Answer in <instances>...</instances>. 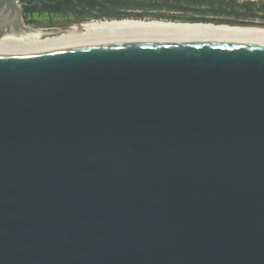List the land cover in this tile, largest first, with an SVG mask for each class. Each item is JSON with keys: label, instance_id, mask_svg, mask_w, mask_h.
<instances>
[{"label": "water", "instance_id": "obj_1", "mask_svg": "<svg viewBox=\"0 0 264 264\" xmlns=\"http://www.w3.org/2000/svg\"><path fill=\"white\" fill-rule=\"evenodd\" d=\"M0 264H264V42L0 51Z\"/></svg>", "mask_w": 264, "mask_h": 264}, {"label": "flooded vegetation", "instance_id": "obj_2", "mask_svg": "<svg viewBox=\"0 0 264 264\" xmlns=\"http://www.w3.org/2000/svg\"><path fill=\"white\" fill-rule=\"evenodd\" d=\"M43 1L56 4L29 6L24 15H27L33 23L27 25H46L47 28L43 30H49L58 29L52 27L58 20L69 26L126 21L172 27L195 26L215 30H264V0ZM48 33L52 36L57 35L52 31Z\"/></svg>", "mask_w": 264, "mask_h": 264}, {"label": "bare ground", "instance_id": "obj_3", "mask_svg": "<svg viewBox=\"0 0 264 264\" xmlns=\"http://www.w3.org/2000/svg\"><path fill=\"white\" fill-rule=\"evenodd\" d=\"M4 19L7 20L0 23V51L41 50L159 36L264 42V30H215L124 21L70 25L61 29L41 30L39 33L18 28L15 15L10 19L5 16ZM51 31L57 35L52 36L48 33ZM41 33L44 35L40 36Z\"/></svg>", "mask_w": 264, "mask_h": 264}, {"label": "rangeland", "instance_id": "obj_4", "mask_svg": "<svg viewBox=\"0 0 264 264\" xmlns=\"http://www.w3.org/2000/svg\"><path fill=\"white\" fill-rule=\"evenodd\" d=\"M18 1V5H20L21 7V15L23 16L27 11H28V6L32 3V0H17ZM47 1V0H46ZM112 1H119V0H112ZM106 3H112V2H109V1H106ZM26 25V24H25ZM26 26H30V27H33V28H40V29H45L47 28L46 25H41V26H31V25H26ZM69 26L68 24L66 23H63L61 22L60 20L56 21L52 27L53 28H61L63 27L64 28ZM49 28V27H48Z\"/></svg>", "mask_w": 264, "mask_h": 264}, {"label": "trees", "instance_id": "obj_5", "mask_svg": "<svg viewBox=\"0 0 264 264\" xmlns=\"http://www.w3.org/2000/svg\"><path fill=\"white\" fill-rule=\"evenodd\" d=\"M22 17H23L24 24L27 25V24H32L33 23V21L31 19H29V17L27 15H23Z\"/></svg>", "mask_w": 264, "mask_h": 264}]
</instances>
